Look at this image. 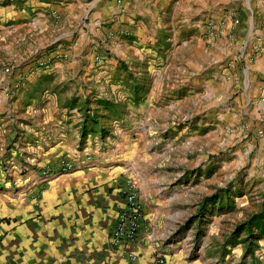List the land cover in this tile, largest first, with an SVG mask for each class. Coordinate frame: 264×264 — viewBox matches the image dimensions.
I'll use <instances>...</instances> for the list:
<instances>
[{"label": "rangeland", "instance_id": "obj_1", "mask_svg": "<svg viewBox=\"0 0 264 264\" xmlns=\"http://www.w3.org/2000/svg\"><path fill=\"white\" fill-rule=\"evenodd\" d=\"M259 1L222 0L199 26L166 24L134 44L128 29L84 39L87 21L76 17L64 26L56 0H0V115L10 111L16 128L42 103H56L57 89H75L60 103L78 108L83 134L143 138L141 182L151 195L182 202L167 225L170 239L261 264L264 96L244 77L245 65L249 70L264 54V23L249 20ZM213 55L219 73L210 81L212 68L200 75L196 62L203 57L207 65ZM78 62L85 81L77 79ZM57 63L66 74L61 81ZM150 99L157 109L151 127L140 106Z\"/></svg>", "mask_w": 264, "mask_h": 264}, {"label": "crops", "instance_id": "obj_2", "mask_svg": "<svg viewBox=\"0 0 264 264\" xmlns=\"http://www.w3.org/2000/svg\"><path fill=\"white\" fill-rule=\"evenodd\" d=\"M56 1L64 26H70L76 17L87 21L84 39L101 31L128 29L133 43L140 44L150 41L151 33L166 24L183 30L199 26L222 0ZM211 2L216 4L208 5ZM255 9L250 11L249 20L264 23V0ZM135 46L133 49L138 51ZM224 49L223 44L218 48ZM215 58L213 55L207 65L203 57L196 62L200 75L212 68L210 81L219 73ZM72 61L70 65H75L76 61ZM77 65V74L81 73L77 79L85 81L86 67L79 62ZM245 68L244 77L250 86L264 96V54L254 60L249 70L247 65ZM63 70L57 63L59 81L66 78ZM74 90L57 89L60 96L56 103H42L40 111L29 114L31 120L16 128L10 121V111L5 110L4 117L0 115V264H156V254L164 256V264H241L234 254L214 252L207 244L193 249L183 239L169 238L167 225L178 218L172 214L179 213L182 202L170 201L157 191L151 195L150 185L141 182L138 151L143 138L119 134L103 140L83 134L78 108L60 103L61 97L73 95ZM79 95L84 96L83 90ZM151 101L140 104L150 114V127L157 112ZM15 132L19 141L13 147ZM61 160L70 161L73 169L47 176V170H57ZM129 176L136 177L138 183L143 221L134 245L114 248L109 237L124 207L121 191ZM153 188H157L156 181ZM129 252L136 256L135 260L129 259ZM243 264L259 261L248 259Z\"/></svg>", "mask_w": 264, "mask_h": 264}, {"label": "built area", "instance_id": "obj_3", "mask_svg": "<svg viewBox=\"0 0 264 264\" xmlns=\"http://www.w3.org/2000/svg\"><path fill=\"white\" fill-rule=\"evenodd\" d=\"M73 169V164L68 160H61L58 168L47 170V176L52 174L68 173ZM124 207L117 214L114 227L110 233L109 244L112 247H126L134 245L137 242L143 221V206L139 197L137 184L130 177H127L121 191ZM128 257L131 261L136 256L129 252ZM155 263L164 264V256L156 254Z\"/></svg>", "mask_w": 264, "mask_h": 264}]
</instances>
